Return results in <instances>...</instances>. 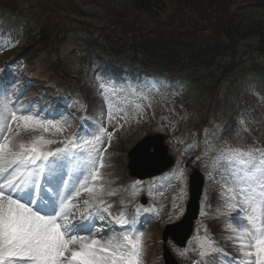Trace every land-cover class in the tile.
I'll return each instance as SVG.
<instances>
[{"label":"rangeland","instance_id":"374dc122","mask_svg":"<svg viewBox=\"0 0 264 264\" xmlns=\"http://www.w3.org/2000/svg\"><path fill=\"white\" fill-rule=\"evenodd\" d=\"M10 3L5 4L13 9H18L20 12L26 10L28 13L24 16H28V19L35 20L38 24H34L35 40L39 38V31L41 27H49L52 23H56L59 18L57 14L52 13L45 9V5L49 0H9ZM53 10L58 6L66 5L65 0H54ZM80 2L82 9L86 15H78V12L69 13L70 16H77L81 19L79 21L80 27L77 25L80 34L84 31L87 33L99 32L97 26L106 22H114L119 27H124V21L126 15L117 10H112V14H109V8H103L99 6L100 0H76ZM166 14H161V19L168 17H174L177 14L181 15L180 7L185 6L184 0H165ZM253 2L257 5L258 0H239L232 5L227 1L223 2L222 9L226 10L230 8V11H235L237 5L240 3ZM250 5V4H249ZM231 6V7H230ZM88 11H92L94 14H88ZM177 13V14H175ZM253 14H263L262 10L253 11ZM189 13L186 12L184 18L187 19ZM226 16L225 13L219 12L217 18L223 19ZM156 18V17H155ZM152 18L150 14L139 15V21L135 27L128 30L130 37L134 36L136 32L132 30H140L143 35L147 36L146 39L156 41L158 39L167 40L171 38V31L175 32L173 27L156 28L158 25H166L158 19ZM91 25H86L87 23ZM188 22V21H186ZM83 23H86L83 25ZM21 20L11 17L8 14H0V82H5L7 77L22 78L23 72L26 68L31 69L34 75L38 76V79H42L39 82V92L35 87L29 89L27 96L24 100L16 98L14 100L12 87L10 82H6L3 86L0 83V100H3L9 106V111H17L18 114L35 115L39 113L40 118L54 120L50 118L47 113L51 111L50 101H46V93L50 88H46L44 85L47 83L41 76L50 79L52 84H58L63 91L72 88L74 95L73 99L79 102V105L70 104L69 115L77 113L76 118H79V112H82L87 121L92 126V132L82 133L78 136V140L81 138H91L94 135H102L103 143L96 147L100 149L99 156L102 157L103 167L110 168L115 165V171L117 174L126 171L127 158L133 147L140 144L141 140H144L145 135L151 136L156 133H162L166 138L165 146L169 147L167 158L170 156L171 161H175L176 166L172 169V172L177 173L179 178L174 180L164 176L156 178L152 183H143L138 186L140 191L134 197L146 196L150 199L152 205H159L161 207L160 219L161 223H170L179 219L184 211V204L188 198L185 191L187 189L186 180L189 172L194 168H198L203 171L207 176L206 195L204 198L205 211L198 225L195 226L196 236L200 235V239L193 241V247L199 248L202 251L208 252V245L211 244L212 248L221 247L224 249L230 248L233 258L237 261L241 260L240 264H256L255 256H246L244 251L240 250V242L236 239L239 235L238 232L233 231V228L240 225H245V221L240 218V222L232 223L228 221V214L231 216L237 215L235 212H231L228 208V204L235 202L238 198V194L233 196L232 200L229 197L233 194L228 189L236 186L235 181L238 179L239 167H233L227 163L223 158V153L226 149H241L247 151L249 149L256 150L257 157L259 158L261 153H264V83H260L261 79H264V60L261 59L258 63L260 67H251L254 71L255 82L257 87L261 91H256L250 87H242L239 83L225 84L217 87L220 83L215 85V89H212V85L215 80L212 78L207 82L198 84L199 87L194 91V86L187 84L188 81L178 79L174 82L168 77L160 74L152 75L151 77H144L141 70L135 69L134 72L126 73L124 79L129 81L127 90L119 89L117 79L112 74L114 72L109 71L108 64H100L98 62H92L88 64L87 69L80 72L77 67L78 64H84L86 61L78 58V51L81 49L83 40L81 35L77 36L75 40L67 39L65 42H51L46 45V51L42 56L36 58L35 56L40 48L35 42L30 40L27 32L23 30ZM69 24V22H68ZM211 24L201 26L204 28V32L210 31ZM179 30L182 31L180 25ZM191 27L187 25L183 30H189ZM201 32L194 31L196 37H200ZM113 34H104L103 39ZM206 35V34H205ZM189 37L181 32V35L177 38L179 47H182L184 51L187 50V41ZM54 41V39H53ZM18 47L19 49L15 50ZM111 55H107V60H111ZM11 59L9 64H5V59ZM56 63L57 68L54 69L53 64ZM127 67V62L123 63ZM122 65L124 68L125 66ZM62 68L63 70L56 69ZM177 69V67H174ZM39 70H43L42 73ZM123 68L118 70L120 73ZM12 74V75H11ZM38 74V75H37ZM41 74V75H39ZM4 75L3 78H1ZM6 75V76H5ZM8 75V76H7ZM46 78V79H47ZM16 80V79H15ZM14 79L11 82H16ZM251 80L245 81L250 83ZM22 79H20V84ZM188 86V92H180L181 86ZM16 92L20 91V95L25 92L23 87H17ZM185 90V88L181 89ZM127 91L125 95L124 92ZM15 92V91H14ZM8 93V94H7ZM7 94V95H6ZM133 94V98L130 104L125 100H128ZM39 96L35 99L34 97ZM12 97V98H11ZM186 97V99H183ZM167 102V106L163 103ZM163 105V111L154 109L161 108ZM42 108V111L40 110ZM136 112L139 113H135ZM112 111L114 119H109V111ZM145 112H142V111ZM53 111V110H52ZM53 114V112H51ZM126 114V115H125ZM133 118L131 119V116ZM7 115V114H5ZM138 119V120H137ZM135 120L136 123H133ZM140 121L139 123H137ZM20 127L17 128V124L13 123V132L6 133L3 131L4 124L0 122V136L9 135L17 139H21L23 142H30L33 137L43 135L46 139L55 140L59 139L61 143H55L49 145L50 149L57 147H64L66 144V135L70 133L72 126L66 123H62V131H56L53 129L51 132L45 133L43 131H30L24 130L22 122ZM205 125L207 129L204 130L201 141L198 140L196 133V126ZM103 127L106 133L101 134L99 129ZM206 131L208 136L206 135ZM19 132V135H16ZM111 133V142L108 143V135ZM195 137V138H194ZM56 138V139H54ZM150 138V137H149ZM148 138V139H149ZM147 139V138H146ZM156 143L159 142L155 140ZM162 147V146H161ZM167 147V148H168ZM155 151L154 149H151ZM163 150V147H162ZM78 152V151H77ZM80 153V152H79ZM194 155L196 157L194 158ZM82 159L95 160L97 165L100 163L98 154L95 151L85 152L81 155ZM78 156V159L81 158ZM190 164H189V162ZM183 162L186 163V169L183 167ZM181 164V166L179 165ZM189 165V166H188ZM66 165H63V170ZM88 167H85V171L79 169L80 178L85 180L88 174ZM195 170V169H194ZM77 172V173H78ZM182 173V176L180 175ZM57 175H60V171H57ZM175 183L184 184L185 189L177 188ZM165 186V189L171 194H167L164 191L160 192L161 197L155 193L154 187ZM181 186V185H180ZM137 188V189H138ZM176 190V191H175ZM181 190H183L181 194ZM228 198V199H227ZM226 202V203H225ZM175 205V207H173ZM238 216V215H237ZM240 217V216H239ZM225 218V219H224ZM104 220L98 218L99 226L103 225ZM90 225L94 227L93 221H90ZM159 225L152 227L150 231H139L144 233L142 241V251L140 255V264H149L148 258H153L154 262L162 263L163 255L162 248L158 247L163 244L162 242V226L160 225L161 232L158 231ZM93 232L98 233L95 238L100 240H108L114 235H110L101 230L95 228ZM132 233V232H131ZM137 233V232H134ZM82 235H88L87 232ZM121 235L116 236L118 239ZM172 254L180 256L184 261H191L190 259L196 256V251L191 255L189 253H181L174 248V244L170 241L169 249ZM164 252V250H163ZM156 260V261H155Z\"/></svg>","mask_w":264,"mask_h":264},{"label":"snow or ice","instance_id":"6c2138e0","mask_svg":"<svg viewBox=\"0 0 264 264\" xmlns=\"http://www.w3.org/2000/svg\"><path fill=\"white\" fill-rule=\"evenodd\" d=\"M114 118L110 109L109 119ZM0 122L6 133L13 132V123L19 128L18 122H22L24 130L62 131V122L40 118L39 113L24 115L9 111L3 100H0ZM99 132L104 134L106 130L101 127ZM107 135L110 144L112 134ZM54 143L58 141L43 135L27 143H13L7 134L0 136V264H140L143 232H125L119 239L112 236L106 241L95 238L97 234L90 230L88 235H82V222L93 213L77 215L69 208L71 198L61 197L59 185L64 180L56 170L64 161L75 159L77 151L97 152L100 163L97 165L89 157L88 174L94 182L100 179L99 169L104 165L96 146L103 143L102 135L81 138V141L73 138L64 147L52 150L49 145ZM152 147L155 146L147 143L141 146L146 159H151L148 149ZM223 158L240 169L236 186L228 189L233 194L229 200L237 194L238 198L228 208L246 223L233 228L239 233L234 239L240 242L241 251L249 249L244 252L246 256L254 255L256 264H264V153L258 158L253 149H226ZM86 182L87 178L84 182L78 181L80 188H75L74 195L79 197L83 189L94 200L96 191L86 187ZM91 203L92 200L84 201L85 206ZM103 211L107 212L108 208ZM116 222L121 226L130 223L123 214ZM200 255L205 256L206 252L201 251Z\"/></svg>","mask_w":264,"mask_h":264},{"label":"trees","instance_id":"16d2710c","mask_svg":"<svg viewBox=\"0 0 264 264\" xmlns=\"http://www.w3.org/2000/svg\"><path fill=\"white\" fill-rule=\"evenodd\" d=\"M100 7L112 10H124L126 15L139 13L150 14L155 18L166 14L165 0H100ZM182 8L176 4L181 15L177 14L174 21L169 25L175 26V33L167 40L156 41L146 39L147 36L139 34L129 37L127 28L119 27L114 22H106L103 27L97 28L99 35L95 32V38H91L89 44L93 46L95 54L111 52L117 56L124 57L133 63L145 66L177 67L180 73H186L191 78H212L215 80L214 87L222 81H239L240 76L247 74L248 63L252 67H260L258 63L264 60V0H258L257 5L239 7L235 11L230 8H221L224 1L232 5L239 0H184ZM9 2V0H6ZM66 5L58 6L53 10L54 0H49L45 5L46 10L57 14L59 20L49 27H41L40 44L59 42L72 30L75 24L80 23L68 18L67 13L78 12L84 14L80 2L76 0H65ZM231 7V6H230ZM262 10L263 14H253V11ZM189 15L184 18L185 13ZM223 12L226 16L218 19V13ZM88 14H94L88 11ZM188 21V22H186ZM69 22V24H68ZM212 24L210 31L205 33L201 26ZM187 25L189 30H183ZM194 31L201 32L200 37L194 35ZM181 32L189 37L187 50L179 47L177 38ZM104 34H113L103 39ZM206 34V35H205ZM54 39V41H53ZM218 87V86H217Z\"/></svg>","mask_w":264,"mask_h":264},{"label":"water","instance_id":"95a60500","mask_svg":"<svg viewBox=\"0 0 264 264\" xmlns=\"http://www.w3.org/2000/svg\"><path fill=\"white\" fill-rule=\"evenodd\" d=\"M246 4H249V2H247ZM154 145L156 146V144ZM133 155L134 157L131 159L132 172L140 175L141 177L149 176L159 171L156 167L153 166V163L158 162L157 165L159 167L162 166L163 169L170 165L169 160L164 161L165 153L161 149L159 144H157L155 155L151 156V159H146L142 155L141 147H140V150H137ZM153 158H156V159H153ZM201 185H202L201 178H199L198 176H195V177L193 176L191 179L192 198L189 203V207H188L189 214L186 217V220H188L192 214L196 213V210H197L196 209V197L200 193Z\"/></svg>","mask_w":264,"mask_h":264},{"label":"bare ground","instance_id":"6f19581e","mask_svg":"<svg viewBox=\"0 0 264 264\" xmlns=\"http://www.w3.org/2000/svg\"><path fill=\"white\" fill-rule=\"evenodd\" d=\"M41 71L43 72V70H39V72H41ZM14 80H15V79H14ZM15 81H16V80H15ZM21 89H22V88H20V90H19L18 92L15 91V92H13V94L11 93L12 97L14 96V97H13L14 99L19 98ZM7 94H8V93H7ZM7 94H6V95H7ZM12 97H11V98H12ZM2 129H3V128H2ZM227 199H228V198H227ZM225 203H226V202H225ZM224 219H225V218H224Z\"/></svg>","mask_w":264,"mask_h":264}]
</instances>
